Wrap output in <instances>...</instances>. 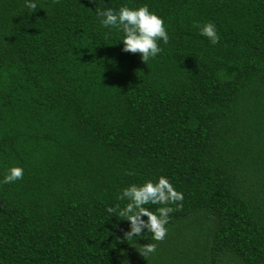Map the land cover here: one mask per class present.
Returning <instances> with one entry per match:
<instances>
[{
	"label": "trees",
	"instance_id": "trees-1",
	"mask_svg": "<svg viewBox=\"0 0 264 264\" xmlns=\"http://www.w3.org/2000/svg\"><path fill=\"white\" fill-rule=\"evenodd\" d=\"M34 2L0 0V264H264V0ZM143 5L169 35L147 64L96 15ZM160 176L166 238L122 240L107 209Z\"/></svg>",
	"mask_w": 264,
	"mask_h": 264
},
{
	"label": "clouds",
	"instance_id": "clouds-1",
	"mask_svg": "<svg viewBox=\"0 0 264 264\" xmlns=\"http://www.w3.org/2000/svg\"><path fill=\"white\" fill-rule=\"evenodd\" d=\"M53 2L58 3L59 0H53ZM25 7L32 12L37 10L34 0H25ZM96 15L103 27L116 29L123 33L122 51L139 54L145 64L150 58H155L161 53L159 41L162 40L165 44L169 41L163 19L150 12L147 5L139 8L121 6L118 11L112 8H96ZM199 27L200 35L207 38L211 44L215 45L219 42L220 38L213 23L208 22ZM23 175L24 170L21 167H11L4 176L3 183H14L23 179ZM118 199L127 201L125 206L121 208L120 205H116L109 207L107 211L119 217V220L130 222V230L121 229L123 231L122 240L131 241L135 237H142L148 233L151 241L163 242L168 233L165 225L169 223V214L183 207V204L179 202L183 201L184 195L174 188L169 179L160 176L156 182L149 180L143 184H132L122 189ZM146 205H158L159 207L152 211L145 207ZM170 205H176V208ZM157 247V243L149 242L140 244L136 250L141 257L147 260L149 256L155 254ZM121 255L125 253L122 251Z\"/></svg>",
	"mask_w": 264,
	"mask_h": 264
}]
</instances>
